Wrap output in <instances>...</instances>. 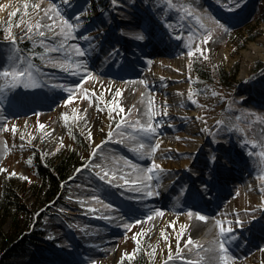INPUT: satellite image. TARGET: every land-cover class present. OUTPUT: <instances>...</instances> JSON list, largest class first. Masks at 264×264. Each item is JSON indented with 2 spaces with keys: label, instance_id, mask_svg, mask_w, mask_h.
Masks as SVG:
<instances>
[{
  "label": "rangeland",
  "instance_id": "1",
  "mask_svg": "<svg viewBox=\"0 0 264 264\" xmlns=\"http://www.w3.org/2000/svg\"><path fill=\"white\" fill-rule=\"evenodd\" d=\"M5 1L0 0V6ZM150 1L122 0L118 4L107 0L108 4L102 11L97 0H66L61 5L64 14L75 21L78 14L84 13L83 27L69 38L67 45L70 46H64L67 51L56 48L57 44H62V39L53 43L54 38L50 37L52 51L46 52L44 45L37 43L34 47L33 39L25 38V33L29 19L33 22V31L37 21L41 25L49 23L42 9L57 0H7L0 17V70L8 66L9 49L18 47L25 55L33 51L41 53L33 57L32 62L46 79L37 81V87L26 88L20 84L4 94L5 106L0 108V169H3L0 170V191L2 181L10 176L27 180L28 186L39 184L32 165L34 155L39 154L43 159L54 156L61 148L74 149L76 135H80L85 143L80 150L86 158L83 164L86 167L80 166V172H74L69 178V194L78 203H75L77 207L54 206V214L49 215L42 225L43 229L49 230L46 240L56 243L62 250L46 253L34 248L13 257L7 264H91L92 261L96 264H121L126 260L132 262L137 256L141 257L139 264H193L194 261L213 264L216 253L209 249L212 241L220 236L217 221L224 219L227 226L228 220H235L236 212L244 224H233L238 239L230 244L228 264H264V207H261L264 205V52H260L264 50V23L253 20L260 0H249L239 11L223 9L217 0H195L201 12L216 16L227 23L229 29L227 32L218 29L206 42L200 34H194L191 46L187 34L182 39L172 36L175 48L170 52L151 50L160 45L149 32H145L147 39L138 41L120 31L121 28L127 31L124 21L150 20ZM183 16V13L164 5L162 0L159 14L151 22L152 30L164 39L162 43H166L165 37H171V32L184 31L178 28ZM205 20L212 23L207 18ZM167 24L172 27L168 28ZM196 26L198 22H187L189 31L195 32ZM240 32L245 38L250 32L255 35L238 46V38H244ZM11 35L18 37L15 45ZM46 35L50 36V31ZM88 35L94 37L91 44L95 50L84 56L74 53L72 45L75 43L88 48L90 41L85 38ZM24 43L30 45L32 51L25 52ZM116 47L119 54L110 55L112 48ZM192 47L197 48L195 54H189ZM249 50L256 54L250 63L244 56V51ZM180 56L186 59V67L176 64L177 69L172 71L165 60L173 64ZM199 58L210 68L223 66L230 73L237 66L231 83L223 86L217 80H201L192 70L194 61ZM66 59H83L93 75L82 80L83 74L79 70L61 69L49 63ZM89 59L94 63H104L102 66L112 72H100ZM172 73L181 77L171 79L168 75ZM179 82L189 85L191 95L175 103L173 93L167 89ZM4 83L5 79L0 77V85ZM68 83H78L80 88L69 93L66 88L56 86ZM115 90L122 91L117 95ZM70 94L73 99L67 101ZM192 96L196 99L193 100ZM114 103L123 107H115ZM223 110L243 129L244 138L249 142L244 166L229 182L221 180L214 171L215 165L218 170L228 169L230 157L227 154L237 149L235 129L216 134L220 127L216 122L222 120ZM195 112L198 114L196 118L193 117ZM176 113L183 116L180 118ZM122 115L129 125L120 129V138L117 139L114 133ZM137 116L140 122H151L157 129L146 141H160V147L152 156L133 151L130 145L137 141L125 135L128 132L136 135L137 130L131 128V122ZM196 119L211 130H205L200 161L193 158L187 149L191 138L186 136L190 135L186 127L191 122L196 123ZM110 130L113 135L108 139ZM251 140H257V143L251 144ZM213 142L219 143V147L216 148ZM248 149H252L251 153ZM240 150L241 155L245 153ZM212 154L217 156L215 162L209 159ZM105 157L108 158L107 164ZM153 158L168 170L160 177H153V184H161L160 189H154L160 194L148 196L140 191L138 198L145 199L136 202L132 195L120 188L125 185V180L136 178L135 169L128 161L146 168ZM185 161L188 167L183 164ZM93 164L96 172L106 169L104 174H108L116 171L120 179L111 177L116 180L113 184L100 181L90 166ZM249 166L253 167L251 174ZM10 172L16 174L9 175ZM122 172H128L129 176ZM244 181L251 187L249 190ZM194 182H198V186L193 187ZM203 186H207L208 191ZM29 193L27 191L26 196ZM96 195L100 199L93 201L91 197ZM192 196L201 200L196 201ZM26 201L29 204L32 197ZM90 203L93 207L88 206ZM106 203L116 204L115 211L107 208ZM48 204L50 207L54 202ZM44 209L46 207L38 213ZM157 209H163V214L152 215ZM189 209L193 212L189 213ZM196 212L209 217L210 231L200 230L203 220L195 216ZM68 215L73 216L77 229L74 233L65 225L64 217ZM148 216L152 218L147 219ZM136 220H140V224H136ZM125 223H130V227L125 229ZM32 225H36L35 220ZM137 232H140L139 237ZM188 236L201 247L198 249L196 243H190ZM126 251H134L135 254L126 257ZM219 255L223 256V253Z\"/></svg>",
  "mask_w": 264,
  "mask_h": 264
},
{
  "label": "snow or ice",
  "instance_id": "2",
  "mask_svg": "<svg viewBox=\"0 0 264 264\" xmlns=\"http://www.w3.org/2000/svg\"><path fill=\"white\" fill-rule=\"evenodd\" d=\"M65 2L66 0H57V2L49 3L46 8L42 9V11L46 14V18L49 20V23L41 25L40 22L37 21L35 24V31H33V22L31 19H29L28 31L25 33V38L33 39L34 47L37 43H39L40 45H44L46 52L52 51V47L49 44V39L51 37L54 38L52 40L53 43H55V40L62 39V44H57L56 46L57 50L67 51L64 46L68 44L69 38L75 36L76 30L83 27L84 13L78 14L76 20L73 21L67 15L64 14V8L61 5H64ZM114 2L119 4L122 3V0H114ZM217 3L223 9L235 10L239 9L245 3V0H227L226 3L224 2V0H217ZM163 4L167 5L170 9L177 10L178 13L184 14L183 21L178 24V28L184 29V31H173L170 33V35L182 39L184 35L187 34V36L189 37V46L192 45L194 34H200L202 36L203 42H206L213 38V35L217 32L218 29L224 32H227L229 29V25L227 23H224L222 20L217 19L216 16L212 15L211 13L201 12L200 9L197 8L195 0H184V2L182 3L180 2V0H176V2H174V0H163ZM36 7L38 8L39 5H36ZM49 13L50 15H48ZM12 15L15 16L16 13L13 12ZM167 18L168 17L166 15L165 22L167 21ZM205 18H207V20L212 21V23H207ZM189 20H193L194 23L198 22V26L195 27V32L189 31L187 29V22ZM123 23L125 24L127 31H125V28H121L120 31L122 33H125L126 35L131 36L133 39H136L138 41H142L148 38L146 37L145 32H150L151 29H149L144 22L127 20ZM167 27L171 28L172 25L167 24ZM201 28L203 29V32L200 31ZM49 31L50 36L46 35V33H48ZM85 38L90 41L87 49L83 47L80 43H75L72 45L74 53L79 54L80 56L87 55L89 51L95 50L94 46L91 44V40L94 39V37L88 35ZM17 40L18 37L16 35H11V41L13 45L16 44ZM196 51L197 48L192 47V51L189 54H195ZM200 51L202 52L203 49H200ZM118 54L119 48H112L110 55ZM40 55L41 53L36 51L25 55L24 53L19 51L18 47H12L9 49L7 56L8 66L3 67L2 70H0V77H3L6 81V83L0 85V108H3L5 106L3 100L5 92L10 91L12 87L22 84L26 88H34L37 87V81L43 82L44 79H46L38 73V71L36 70V65L32 62L33 57ZM205 58L207 59L208 57ZM49 63H53L55 66H58L61 69L67 68L70 71L73 69L79 70V73L83 74L81 77L82 80H87L90 76L93 75L91 69L87 66V62L83 59H66L63 62L49 61ZM145 83H147V81H145ZM56 86L60 88H66L69 93H74L77 89L80 88V84L78 83L57 84ZM84 91L87 92V90ZM115 91L116 94L119 95L122 90ZM189 94L191 95V93ZM72 99L73 96L71 94L68 95L67 101H71ZM89 99H91V97H89ZM100 99L103 100L104 97L101 96ZM192 99L195 100L196 97L192 96ZM229 103L231 104L230 100ZM114 106L118 108L123 107L122 105H115V103ZM66 115L67 113H65V116ZM216 124L220 126L217 129V135H219L220 132L235 129L236 127L235 124L229 125V122L223 119L217 121ZM128 125L129 121L125 119V116L122 115L118 118V123L116 124V133H114L117 139L120 138V129ZM204 127L205 130L211 131L207 128L206 124ZM131 128L137 130L136 135H133L132 132L125 133V135H127L131 140L137 141L130 145L133 151H139L141 155L152 156L153 153H155V151L160 147V141L155 140L153 143H147L146 141L152 134L156 133L157 129L151 122H140L139 116H137L136 119L131 122ZM112 135L113 133L110 130L108 139H110ZM244 142L245 144L249 143L248 141ZM103 143L104 141H101V144ZM250 143L256 144L257 140H251ZM248 151L251 153L252 149H248ZM93 155H95V153H93ZM101 155H103V153H101ZM262 155H264V153H262ZM112 159L115 160V157H112ZM209 159L212 162H215L217 160V156L215 154H212L210 155ZM105 163H108L107 157H105ZM128 164L132 165V167L135 169L136 178L132 180H125V186H135L137 191H144L148 196H157L160 194L159 191L154 189H160L161 184H153L152 181L154 176L160 177L161 173L168 171L167 169L163 168V165L157 163L154 158L151 161V165L146 168L141 165L134 164L132 161H128ZM90 166L93 167L95 176L98 177L100 181H107L108 184H113L116 182V180L120 179V176L117 174L116 171L104 174L107 172L106 169L103 172H96V166L94 164ZM85 167V165H81V168ZM76 172L79 173L80 168H77ZM15 174V172L9 173V175ZM111 177H116V180L111 179ZM99 187L100 186L98 184L97 190H99ZM203 187L205 188V191H208L207 186ZM91 199L93 201L99 200L100 196H92ZM88 206L93 207L91 203ZM106 207L115 211L117 206L114 203H106ZM261 207H264V205H262ZM163 211V209H157L155 212L152 213V215H162ZM249 211L252 210L250 209ZM192 212L193 210L189 209V213ZM195 216L203 221H207L209 219V217L206 216L203 212H196ZM234 216L235 220H228L227 226H225L224 219H220L217 221L219 225L220 236L218 239L212 241V245L209 249L210 252L216 253V261H214L213 264H219L220 261H222V264H228L230 244L236 239H238V236L233 228V224L239 223L240 226H243L244 224V221L240 217L239 212L234 213ZM151 218L152 216L147 217V219ZM135 223L140 224V220H136ZM123 226L125 229H127L130 227V223H125ZM136 235L137 237H139L140 232H137ZM188 240L190 243H196L191 236H188ZM196 247L199 249L201 246L199 243H196ZM220 253H223V256H220ZM134 254V251L132 253H129L127 251L124 253L126 257H131ZM232 259H235V257H232ZM91 264H96V262L92 261ZM193 264H201V261H194ZM204 264H208V262L205 261Z\"/></svg>",
  "mask_w": 264,
  "mask_h": 264
},
{
  "label": "trees",
  "instance_id": "3",
  "mask_svg": "<svg viewBox=\"0 0 264 264\" xmlns=\"http://www.w3.org/2000/svg\"><path fill=\"white\" fill-rule=\"evenodd\" d=\"M249 0L239 8L232 11H239ZM99 8L104 9L107 0H97ZM253 20L257 23H264V0H260ZM250 31V30H249ZM241 34V32H240ZM244 34H241L243 36ZM255 33L250 32L246 38H238L236 45L241 46L248 39H253ZM25 50L32 51L30 45L22 44ZM192 70L201 80L219 81L223 86H228L231 78L237 71V66L233 71L227 72L223 66L208 67L205 61L200 58L194 61ZM76 147L74 149L61 148L52 157L43 158L36 154L32 161L36 177L40 183L28 184L27 180H20L12 176L4 178L0 191V264H7L13 257L27 253L31 249L52 253L55 250H62L56 243L46 240L48 229H43L42 225L49 215L54 214V206L64 208H76L77 202L70 197L71 184L70 176L76 172V169L86 163V158L81 155L80 147L85 143L80 135L74 138ZM84 170H82L83 172ZM27 191L29 195L26 196ZM32 197L28 204L26 200ZM53 201L54 205L49 207V202ZM46 207L43 211H38ZM77 208L76 210H78ZM80 210V209H79ZM78 210V211H79ZM35 220L36 225H32ZM73 216L64 217L66 227L74 233L77 229L74 227ZM76 229V230H75ZM132 262L124 261L121 264H139L141 257L137 256Z\"/></svg>",
  "mask_w": 264,
  "mask_h": 264
},
{
  "label": "bare ground",
  "instance_id": "4",
  "mask_svg": "<svg viewBox=\"0 0 264 264\" xmlns=\"http://www.w3.org/2000/svg\"><path fill=\"white\" fill-rule=\"evenodd\" d=\"M6 4H7V0L2 5V7H0V17L3 14V11H4V8H5ZM161 5H162V0H151L150 1V3L148 4V7H149L150 12H151V19L146 21V22H144V23L147 25V27L149 29H151V31L149 33L152 36V38L157 40L158 45H160L159 48L152 47L151 50H163V51H166V52H170L171 50H173L175 48V45H174L175 39H173L172 36L171 37L170 36L169 37H165V39H167L166 43H162L164 39L161 37V34H159L157 32H154L152 30V28H151V22H152L153 19L157 18V15L159 14V12L161 10ZM67 46H70V45H67ZM260 52H264V50L262 49ZM255 55L256 54H253L251 52V50L244 51L245 59L248 60L249 63L252 61V59L255 57ZM89 61H90V64L92 63V64L96 65V67H97L96 69H99L100 72H102V73L105 72L106 73V71H105V70H107L106 66H102V64L104 65V63H102V64H101V62L97 63L98 61H96V63H94L93 59H89ZM165 63H167L169 65V68L172 71L175 70V68H176L175 65L176 64H181V66H183L184 68L186 67V59L184 57H182V56L176 58L175 59V63H173V64H171L170 61H168L167 59L165 60ZM107 71L110 72V73L112 72L111 70H107ZM168 76L171 79H174V80L175 79H179L181 77V76H178L177 73H172L171 75H168ZM183 76H185V74H183ZM104 80L107 81L108 79H104ZM159 80L162 81V79L160 77H159ZM167 90H169L170 92L173 93V101L175 103L181 102L182 100H186L188 95H189V85H185V84L180 83V82L176 83L173 86H170L169 89H167ZM176 115H178L180 118L183 116L180 113H176ZM197 116H198V114L196 112L193 113V117L194 118H196ZM220 119H223V120L229 122V124H235L232 120H230L231 116L226 112V110H223V112H222V114L220 116ZM235 125H236L235 133H236V137H237V141H236V148L237 149H235L232 152H228L230 154L226 153L227 156L230 157V165L228 166V169L227 168H223L221 170H218L217 169L218 167L216 165L214 167L215 173L218 174V176L224 182L225 181L229 182V180H233V176L234 175L238 176L239 169H241L244 166L243 163H244L245 157L248 156L246 154V150L248 148V145H247L248 143L245 144V142H244V141H246L245 138H244L245 133H244L242 128H240L237 124H235ZM186 128H187V132L190 134V135H186V136L191 138V140L189 142V147L187 149L190 151V154H192L193 158H196L197 161H200L201 152L204 150L203 147L201 148L202 143H203L202 139H203L204 136H206V134H205L206 131H205L203 125L199 121H197V119H196V123L195 122H191V123H189L187 125ZM218 144L213 142V145L216 148L219 147ZM239 148L242 149L243 152H245V153H243L241 155L242 151ZM183 164L186 165V167H188V165H189L186 161L183 162ZM175 168H177V167L175 166ZM251 169L253 170V167ZM172 172H173V174H177V173H174V171H172ZM251 172L252 171H250L249 174H251ZM122 174H125L126 176H129L128 172H126V173L122 172ZM197 184H198V182H194V183H192V186L193 187L194 186H198ZM244 186L248 190H249V188H251L249 186V184L245 183V181H244ZM211 187L213 188V185H211ZM120 188L123 191L127 192L128 195H132L133 199L136 200V202H141V200L145 199V197L144 198H138V196L140 195V191H137L135 186L127 187L125 185H122V186H120ZM192 198L196 200V198H194L193 196H192ZM197 200L200 201L201 199L198 197ZM200 226H201V228H200L201 231H204V230L205 231L206 230L210 231L212 225H210V220L208 219L207 221L201 222Z\"/></svg>",
  "mask_w": 264,
  "mask_h": 264
}]
</instances>
